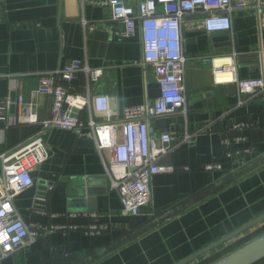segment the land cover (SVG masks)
<instances>
[{
	"label": "crops",
	"instance_id": "0c3cea01",
	"mask_svg": "<svg viewBox=\"0 0 264 264\" xmlns=\"http://www.w3.org/2000/svg\"><path fill=\"white\" fill-rule=\"evenodd\" d=\"M105 1L0 0V103L7 106L11 123L0 129V155L38 131L33 125H13L20 99L35 108L40 120L50 117L52 98L36 92L38 80L67 60H84L100 70L95 82L79 74L70 93L106 96L112 122L120 121L124 108L160 96L152 68L143 66L139 35L116 37L123 26L112 21ZM240 1L249 9L233 13L230 32L207 33L197 15L183 21L185 113L148 121L150 135L173 133L174 147L158 161L174 171L153 178L148 207L138 217L125 215L97 141L51 130L44 136L48 160L31 171L33 185L13 200L22 221L44 231L0 264H178L194 255L186 264H200L264 227L262 220L238 233L264 215V95L250 99L238 96L234 84H215L209 61L233 55L238 80L264 79V0ZM93 120L104 122L100 115ZM239 123L250 125L246 134L253 155L247 159L250 170L233 179L235 165L221 138ZM185 131L194 137L183 143ZM103 156L108 159L106 152ZM211 163L221 170L205 171ZM227 177L232 180L223 185ZM207 190L208 195L197 197ZM155 216L161 220L153 225ZM64 225L104 230L89 236L56 229Z\"/></svg>",
	"mask_w": 264,
	"mask_h": 264
},
{
	"label": "built area",
	"instance_id": "2783aa9c",
	"mask_svg": "<svg viewBox=\"0 0 264 264\" xmlns=\"http://www.w3.org/2000/svg\"><path fill=\"white\" fill-rule=\"evenodd\" d=\"M112 21L123 26L116 37L132 39L139 35L142 44L143 66L152 68L154 80L160 89V96L151 103L123 109L121 119L111 121L113 113L106 96L90 97L70 93L73 82L79 74L95 82L100 70L90 69L80 59L65 61L57 71L39 77L37 93L52 98L51 115L40 120L35 108L19 100V110L13 125H33L38 131L16 149L0 155V262L20 249L28 246L40 236L44 229L35 224H25L19 217L14 198L33 185L31 171L45 163L49 151L44 142L51 130L71 131L78 137L94 138L101 156L110 187L119 198L122 212L129 217H138L147 208L152 196V180L156 175L173 172L172 166H159L161 157L174 150L173 133L150 135L148 121L153 118L185 113V63L182 49V24L186 16H200L207 33L230 32L232 15L247 10L244 1L232 0H107ZM217 59H228L230 64L216 67ZM207 61V59H205ZM212 76L215 84H234L238 96L257 98L264 95V79L238 80L234 57H212ZM220 77V81L217 78ZM243 100L239 101V105ZM7 106L0 103V129L7 123ZM86 111L85 121L79 112ZM93 115L103 117V123L93 120ZM250 125L232 124L221 138L226 156L240 172L247 166V159L253 155L246 132ZM104 131L105 135L96 134ZM185 131L183 143L193 139ZM104 152L107 158L104 159ZM205 171H220L221 165L211 163ZM187 170V168L185 169ZM59 231H83L94 236L104 228L96 225L80 227L64 225Z\"/></svg>",
	"mask_w": 264,
	"mask_h": 264
},
{
	"label": "water",
	"instance_id": "95a60500",
	"mask_svg": "<svg viewBox=\"0 0 264 264\" xmlns=\"http://www.w3.org/2000/svg\"><path fill=\"white\" fill-rule=\"evenodd\" d=\"M264 220V215L257 218L252 223H249L242 229L238 231V233L250 228L254 224ZM195 256L185 259L181 263L178 264H186L190 262ZM264 259V234L255 238L254 240L248 242L244 246L238 248L237 250L231 252L230 254L222 257L218 261L212 264H256Z\"/></svg>",
	"mask_w": 264,
	"mask_h": 264
},
{
	"label": "trees",
	"instance_id": "16d2710c",
	"mask_svg": "<svg viewBox=\"0 0 264 264\" xmlns=\"http://www.w3.org/2000/svg\"><path fill=\"white\" fill-rule=\"evenodd\" d=\"M79 118H80L81 120L85 121L86 118H87L86 111H81V112H79ZM247 169H248V168H247ZM241 171H242V170H241ZM247 172H248V171H247ZM247 172H246V173H247ZM240 176H242V174H239L238 172H236L235 175L233 176V179H234V178L237 179V178H239ZM231 180H232V179H230V177H229V179H228V177L225 178V181L223 182V183H224L223 185L230 183ZM217 188H218V187H217ZM217 188H216V189H217ZM209 191H210V190H207V191H205V192H202V193H200L197 197H199V198H203L204 196H206V195L209 194V193H208ZM206 192H207V193H206ZM193 200H194V199H193ZM130 218H133V217H130ZM134 218H135V217H134ZM160 220H161V219H160ZM160 220H159V221H160ZM159 221H158V222H159ZM146 225H147V223L144 224V226H146ZM153 225H154V224H153ZM153 225H152V226H153ZM150 226H151V225H150ZM150 226H149V227H150ZM138 232H139V231H138ZM262 234H264V227H263V228H260V229H257V230L254 231L253 233L247 235L246 237L242 238L241 240L235 242L233 245H231V246H229L228 248H226V249H225L223 252H221L220 254H217V255H215V256H213V257H211V258H209V259H207V260L201 262L200 264H212V263L218 261L219 259H221L222 257H224V256L230 254L231 252L237 250L238 248L244 246V245L247 244L248 242L254 240L255 238L261 236ZM130 236H131V235H130ZM256 264H264V259H263L262 261L256 263Z\"/></svg>",
	"mask_w": 264,
	"mask_h": 264
},
{
	"label": "bare ground",
	"instance_id": "6f19581e",
	"mask_svg": "<svg viewBox=\"0 0 264 264\" xmlns=\"http://www.w3.org/2000/svg\"><path fill=\"white\" fill-rule=\"evenodd\" d=\"M230 64V61L228 59H217L215 66L218 68L222 65ZM217 81H220V77L217 78Z\"/></svg>",
	"mask_w": 264,
	"mask_h": 264
},
{
	"label": "rangeland",
	"instance_id": "374dc122",
	"mask_svg": "<svg viewBox=\"0 0 264 264\" xmlns=\"http://www.w3.org/2000/svg\"><path fill=\"white\" fill-rule=\"evenodd\" d=\"M250 168V167H249ZM243 169L242 171H240L239 172V174H245L248 170H250V169ZM155 215V214H154ZM153 215V216H154ZM159 221V218H156V216L152 219V222H151V224H153V223H157ZM147 228H149V227H146L145 229H147Z\"/></svg>",
	"mask_w": 264,
	"mask_h": 264
}]
</instances>
